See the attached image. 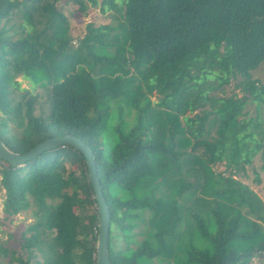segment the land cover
<instances>
[{"label": "trees", "instance_id": "trees-1", "mask_svg": "<svg viewBox=\"0 0 264 264\" xmlns=\"http://www.w3.org/2000/svg\"><path fill=\"white\" fill-rule=\"evenodd\" d=\"M59 1L0 0L2 143L24 154L51 137L85 142L110 215L113 264L262 257L264 204L241 178L251 169L260 183L255 159L264 167V84L252 76L264 63V0H65L114 21L86 24L74 43ZM232 81L242 95H220ZM195 182L213 197L206 213L178 202ZM0 184L6 218L27 210L35 218L23 254L0 243L8 264H95L99 215L80 151L0 160ZM143 215L146 237L130 246Z\"/></svg>", "mask_w": 264, "mask_h": 264}, {"label": "rangeland", "instance_id": "rangeland-1", "mask_svg": "<svg viewBox=\"0 0 264 264\" xmlns=\"http://www.w3.org/2000/svg\"><path fill=\"white\" fill-rule=\"evenodd\" d=\"M58 4L64 9V13L68 17L71 23L70 36L73 37V43L76 39L84 34L85 26L88 23H93L98 26L101 24H114L113 19L108 14H102L99 11V8L90 7L85 14L80 12L77 8L76 4L72 2H65V0H60ZM252 76L254 79H258L261 83L264 84V63H262L257 69L252 71ZM18 80L21 82V87H30V84L26 79L19 77ZM234 81H232L229 85L225 86L223 92L220 93L222 96H229L232 94H237L241 96V92L237 89L233 88ZM150 101L154 103L156 101V97L154 95L149 97ZM126 113V112H125ZM133 113L134 110H131L130 115L124 116L126 120L130 123L133 121ZM263 162L261 159L256 158L253 166L258 171V176L260 178V183H255L253 181L254 174L251 169H247L246 177H242L241 181L250 187L254 191V193L258 196V198L264 204V167L262 168ZM214 170L221 171L223 170L222 166H217ZM180 173L184 174L185 169L181 167ZM187 178V177H186ZM189 181L194 182V174H190L188 177ZM196 183V182H195ZM194 183V184H195ZM199 184H195L196 189H191L190 191H183V194L178 196V202L183 210L195 211L199 208L201 212L206 213L209 208L213 206V197L209 194L203 193V191L198 187ZM194 192V194H190ZM197 198H199V206L196 202ZM206 200V204H202V200ZM4 200H5V191L0 184V243L4 244L6 247L13 248L17 250L19 254H23V250L20 249V240L21 235L25 231L26 227L35 221V218L32 214V210H27L24 212H20L11 218H6V214L4 212ZM233 205V204H232ZM146 218L143 215L142 218L134 219L133 222L135 224L134 228V236L133 241L130 246H135L139 241H141L144 237H146V232H148V227L146 225ZM261 228L264 230V224L260 223ZM119 244L124 247V241H118ZM177 246H183L181 241ZM2 257H0V264H8ZM250 264H264V254L262 257H254L252 258Z\"/></svg>", "mask_w": 264, "mask_h": 264}, {"label": "water", "instance_id": "water-1", "mask_svg": "<svg viewBox=\"0 0 264 264\" xmlns=\"http://www.w3.org/2000/svg\"><path fill=\"white\" fill-rule=\"evenodd\" d=\"M63 145L71 146L74 149L80 151L85 160L88 181L93 191V196L96 202V207L99 215L96 239L95 264H113L110 261L108 254L110 215L108 207L103 197L101 185L97 177L95 162L93 159V152L85 144L84 141L72 135H65L62 137H51L38 143L28 152L24 154H19L10 151L0 140V160L8 163L11 166L21 165L44 150L52 149L54 147Z\"/></svg>", "mask_w": 264, "mask_h": 264}]
</instances>
